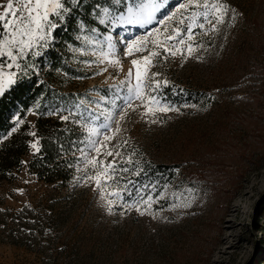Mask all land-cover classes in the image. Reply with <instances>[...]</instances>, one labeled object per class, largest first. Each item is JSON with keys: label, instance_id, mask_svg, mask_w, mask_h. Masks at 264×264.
Masks as SVG:
<instances>
[{"label": "rangeland", "instance_id": "rangeland-1", "mask_svg": "<svg viewBox=\"0 0 264 264\" xmlns=\"http://www.w3.org/2000/svg\"><path fill=\"white\" fill-rule=\"evenodd\" d=\"M225 2L236 10L235 20L229 13L218 32L201 35L205 47L195 54L201 59L177 56L151 68L160 74L157 80L169 81L164 92L179 109L155 117L141 116L139 100L119 110L110 103L129 69L135 83L131 60L147 53L128 56L127 43L144 29L97 30L98 38L110 36L115 43L118 66H86L95 56L75 49L91 52L78 37L92 33L88 28L77 33L78 44L69 52L78 55L72 63L83 76L64 79V87L91 97L93 103H85L88 117L97 104L105 113L112 110V120L104 123L120 131L108 146L121 145L125 157L134 152L144 172L129 178L167 184L161 189L165 199L144 215L122 206L109 211L95 181L85 179L95 170L80 151L72 182L57 187L29 171L36 152L30 146L14 180L0 182V264H264V0ZM102 96L107 102L101 103ZM26 116L33 126L36 114L30 109ZM97 123L89 120L88 126ZM112 135L103 131L99 144ZM36 140L33 136L30 145ZM86 154L88 160L96 156ZM158 164L175 168L160 174ZM181 175L188 178L178 182ZM173 193L188 199L175 200Z\"/></svg>", "mask_w": 264, "mask_h": 264}, {"label": "snow or ice", "instance_id": "snow-or-ice-1", "mask_svg": "<svg viewBox=\"0 0 264 264\" xmlns=\"http://www.w3.org/2000/svg\"><path fill=\"white\" fill-rule=\"evenodd\" d=\"M80 3L81 0H7L6 4L0 5L2 9L0 97L17 84L22 76L27 75L28 69L35 70L36 65L32 61L41 57L50 48L55 39L54 32L65 23ZM120 5L124 7H119ZM229 13H231L229 20L234 22L236 10L230 8L225 0H104V3H97L93 14L100 25H108L109 31L126 26L144 29L141 35L127 43L126 54L128 56L145 52L147 54L131 60L135 68V83H132L133 70L129 69L125 79L119 82L116 98L110 101L112 109L119 110L125 104L131 108L132 101L139 100L140 106L144 108L142 117L149 114L155 117L158 112L178 111L164 92V89L169 87V81L157 80L156 77L160 74L150 73L151 68L160 61L174 59L177 56L182 61L189 58L201 59L195 55L205 47V43L200 39L201 35L207 36L210 32H218L219 26L225 23V17H228ZM78 30L84 32L85 24L80 23ZM88 32L92 35L85 34L78 38L91 49V52L87 48H77L75 51L81 55L91 54L95 56V60L83 63L88 67L96 64L118 66L120 61L116 58V45L112 38L110 36L98 38L95 28L89 29ZM103 71H107V67L96 74H102ZM112 87L116 88L115 85ZM104 102L107 101L102 96L101 103ZM85 103L93 102H85L80 98L74 109H79ZM67 111L68 115H62L61 119L69 120L80 115L73 109ZM55 114L59 112L56 111ZM88 119L98 123L91 127L87 123L81 124L87 133L84 141L86 147L79 149L81 159L95 170L94 176H87L85 179L95 181V190L100 191L101 199L106 201L109 211L117 206H122L126 210L135 208L141 215L151 211L154 204L158 205L165 199V191L161 189H167V184L143 183L129 178L139 177L144 169L140 167L139 161L133 159L134 152L125 157L118 150L121 145H114L111 148L108 146L107 142L120 131L119 128L113 131L109 124L104 123L105 119L112 120V110L105 113L97 104V108L90 112ZM123 119L124 116H121V120ZM15 120L16 126L11 132H16L23 123L18 117ZM74 122L80 123L79 120ZM151 122L156 123V119ZM105 130L113 132V135L104 136L106 143L100 145L98 138ZM29 134L35 136V133ZM38 145L39 141L36 140L30 146L39 152ZM89 150L96 152V156L91 160L87 159L86 152ZM101 156H112V160L101 159ZM186 191L192 193L193 189L189 188ZM172 195L175 200L188 199L183 193ZM179 206L171 205L173 208Z\"/></svg>", "mask_w": 264, "mask_h": 264}, {"label": "trees", "instance_id": "trees-1", "mask_svg": "<svg viewBox=\"0 0 264 264\" xmlns=\"http://www.w3.org/2000/svg\"><path fill=\"white\" fill-rule=\"evenodd\" d=\"M97 3H104V0H81L79 7L54 32L55 39L50 48L32 61L36 65L35 70L28 69L27 75L0 97V182L14 180L21 170L23 156L29 151L33 137L29 133H35L40 149L32 154L29 171L47 185L66 187L72 182L77 153L86 137V130L81 124L89 122L86 105L79 109H74V105L80 98L87 102L91 97L83 91L66 89L63 81L83 76L72 63L78 55L71 57L69 46L78 44L80 23L88 29L103 30L93 14ZM97 92L105 94L103 89H97ZM30 109L36 114L33 126L26 116ZM68 109L80 115L69 120L61 119L62 115H68ZM56 111L59 114H55ZM17 117L23 123L16 132H11ZM75 120L80 123H75ZM157 168L160 174H171L175 166L158 164ZM185 178L188 177L179 176L178 182ZM187 182L191 186L192 182Z\"/></svg>", "mask_w": 264, "mask_h": 264}]
</instances>
